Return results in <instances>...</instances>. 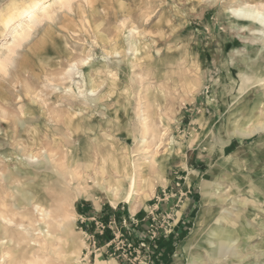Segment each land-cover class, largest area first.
Listing matches in <instances>:
<instances>
[{"label": "rangeland", "instance_id": "rangeland-1", "mask_svg": "<svg viewBox=\"0 0 264 264\" xmlns=\"http://www.w3.org/2000/svg\"><path fill=\"white\" fill-rule=\"evenodd\" d=\"M247 2L53 6L0 71V264H264V129L231 135L264 126ZM126 171L144 186L113 208L101 186Z\"/></svg>", "mask_w": 264, "mask_h": 264}, {"label": "bare ground", "instance_id": "bare-ground-1", "mask_svg": "<svg viewBox=\"0 0 264 264\" xmlns=\"http://www.w3.org/2000/svg\"><path fill=\"white\" fill-rule=\"evenodd\" d=\"M76 2L77 0H23L21 2L12 3L6 8H4L3 10H1L0 12V26L2 28L1 34L4 35V33H6V36H7V33H8L10 40L9 42L5 44V49L7 50L6 55H4L0 49V71L6 70L7 66L11 63V56L15 54L17 49L22 48L26 43L30 41V39L33 37L35 32L38 31V29L43 25L44 22H46L47 20L48 21L55 20L53 19V17H55L53 6H57L59 10L61 11L62 9H68L69 11L74 13ZM231 14H232V17L235 19V21L238 23H244V25H248L251 23L258 24L263 29L258 30L256 33L264 36V3L256 4V3L247 2L246 7L241 8V9L232 10ZM73 70H71L70 72L68 71L69 72L68 75L74 74L72 73ZM261 129H264V126H261V127L257 126L255 127V129H253L249 133L238 131V132L232 133L231 135L244 138V137L254 134L255 132ZM126 173L124 174L125 176L123 178L110 175L108 180H104L105 186H101L102 192H104L109 197L110 204L113 208H116L119 202L131 203L132 200L136 197L135 193L139 191L138 189L141 186H144V185H140L139 183V179L143 178L141 177L142 175L138 174V176H136V173H129V174L128 173L126 174ZM103 178L105 179V177ZM206 195H208V193ZM27 200L31 201L33 200V198L28 197ZM132 206H133L132 211L135 213L139 209V207L137 204L132 205ZM218 234H219L218 232L215 233V235H218ZM28 235H29V232L26 230H24V234L20 233V242H18V246H20V244L26 240ZM216 242H217L216 243L217 254L224 255L225 253H227L230 243H231L230 234L226 233L222 235L220 240H216ZM194 264H197V262L194 261Z\"/></svg>", "mask_w": 264, "mask_h": 264}, {"label": "built area", "instance_id": "built-area-1", "mask_svg": "<svg viewBox=\"0 0 264 264\" xmlns=\"http://www.w3.org/2000/svg\"><path fill=\"white\" fill-rule=\"evenodd\" d=\"M98 228L101 230V233L106 230V228H111L112 222H109V225L104 224L102 221H97L96 219L94 220Z\"/></svg>", "mask_w": 264, "mask_h": 264}, {"label": "trees", "instance_id": "trees-1", "mask_svg": "<svg viewBox=\"0 0 264 264\" xmlns=\"http://www.w3.org/2000/svg\"><path fill=\"white\" fill-rule=\"evenodd\" d=\"M107 240H109V239L107 238ZM158 247L163 248V246H161V242L158 244ZM157 254H160V252H157ZM157 256H158V255H157Z\"/></svg>", "mask_w": 264, "mask_h": 264}, {"label": "crops", "instance_id": "crops-1", "mask_svg": "<svg viewBox=\"0 0 264 264\" xmlns=\"http://www.w3.org/2000/svg\"><path fill=\"white\" fill-rule=\"evenodd\" d=\"M87 210H84V212L86 213Z\"/></svg>", "mask_w": 264, "mask_h": 264}]
</instances>
